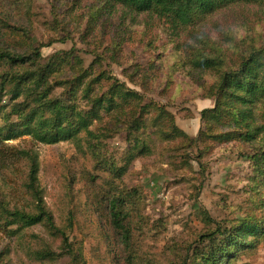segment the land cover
<instances>
[{"label":"rangeland","instance_id":"1","mask_svg":"<svg viewBox=\"0 0 264 264\" xmlns=\"http://www.w3.org/2000/svg\"><path fill=\"white\" fill-rule=\"evenodd\" d=\"M106 1L0 0V55L30 56L39 49V65L58 64L49 77V100L34 102L13 100L10 80L35 67L0 59V134L32 129L6 144L37 154V186L59 230L43 223L24 229L6 225L10 215L1 206L30 211L31 203L30 165L7 164L0 169V264H204L201 257L211 244L202 236L264 217V167L251 159L259 148L240 138L229 115L203 116L216 107L211 97L216 77L191 65L205 44L222 47L230 61L238 60L240 45L264 46V6L231 7L203 23L173 29ZM116 79L140 96L117 98L120 108L102 109L90 127L94 135L41 140L57 127L41 124L39 115L31 120L33 108L44 118L54 114L38 107L56 102L88 112L91 98L109 96ZM80 83L72 95L71 84ZM89 84L91 98L85 95ZM136 119L139 131L128 141L127 129ZM223 133L235 137L214 139ZM142 141L147 150L140 155L135 147ZM122 191L132 198L126 221L132 253L121 243L107 206ZM42 251L54 258L37 260L34 253ZM233 259L231 264H264V237Z\"/></svg>","mask_w":264,"mask_h":264},{"label":"trees","instance_id":"2","mask_svg":"<svg viewBox=\"0 0 264 264\" xmlns=\"http://www.w3.org/2000/svg\"><path fill=\"white\" fill-rule=\"evenodd\" d=\"M111 1L137 15H149L152 19L166 21L173 29L203 23L208 18L231 7L258 6L263 8L264 6V0H107L105 4L108 5ZM115 8L112 7L111 9L114 10ZM205 46L200 50L197 49L191 61L194 69L206 73L212 72L216 77V82L211 87V97L216 99V107L204 110L203 116L208 118L207 120H212L220 115H229L232 118V127L240 131V138L251 145H256L257 149L259 148V153L253 155L251 159L264 167V46L257 47L254 44H249L245 47L240 45L244 49L241 50L236 47L240 53H236L239 58L234 61L229 60L227 55L223 53L222 47L216 45L217 48H212L210 44H205ZM206 48L212 53H207ZM6 53L0 55V59H3L7 64L19 67L31 64L35 67V70H26L22 74L13 76L10 80L15 86L13 100H18L21 97L28 100L33 99L34 102L49 100L52 88L49 77L58 64L54 62L46 66L39 65L37 62L42 59L39 49H36L30 56ZM101 78L98 77L95 82H100ZM3 79L8 80L5 77ZM5 81L2 84H6ZM81 84H77L76 87L71 84V86L73 85L72 95L76 93ZM88 86L85 88V95L91 98L92 85L89 84ZM2 90H5V85H3ZM139 96V93L129 90L125 84L119 83L116 79L111 86L109 96L91 98L93 108L88 112L79 111L73 103L56 102L52 108H49L51 105L48 104L38 107L40 110L42 106H45L46 111L53 113V116L44 118L36 108H33L30 113L31 120L39 115L44 120V123L41 124L57 127L55 133L46 132L45 136H40L41 140L45 142L56 143L66 136L76 139L83 132L94 135L90 131L93 120L100 119L102 109L111 111L114 108H120L122 105L117 103V98L126 101L130 97ZM156 108L160 112L164 111L162 107ZM138 123L139 120L136 119L127 129L128 141L133 142L132 138L139 131ZM31 133L32 129L27 128L24 131L11 129L7 134H0V169H8L7 164L9 163L10 167H13L17 162L26 161L30 165L26 189L31 198L30 211L15 209L12 212L7 207L1 206L2 211L10 215L6 224L8 227L17 226L18 229H24L43 223L52 229H56L54 218L45 207L41 191L37 186L39 168L37 154L28 149L20 150L6 144L7 141ZM35 136H38V133L35 132ZM233 137L235 136L223 133L215 136L214 139L221 142ZM141 143V147H138L139 145L135 147L139 149L140 155L147 150L146 142L142 141ZM137 144H139L138 141ZM131 199L124 191L117 192L108 198L107 206L112 225L121 237V243L127 251L132 253V230L126 225L130 215L127 200ZM131 202L135 204L134 201ZM56 230L58 233L59 230ZM62 234L65 241L68 242L65 233ZM202 237L209 238L211 244L201 257L204 264H224L225 261L230 260L229 264H231L236 260L233 259L236 253L252 248L258 240L264 237V217L259 219L246 218L230 228L223 229L220 227L213 234ZM70 250L68 247L67 251L70 252ZM34 254H36L37 260L54 258L49 251L35 252ZM183 264H188V260H185Z\"/></svg>","mask_w":264,"mask_h":264}]
</instances>
